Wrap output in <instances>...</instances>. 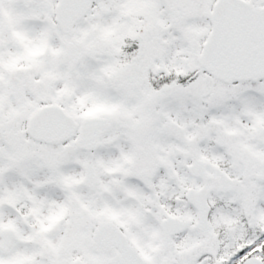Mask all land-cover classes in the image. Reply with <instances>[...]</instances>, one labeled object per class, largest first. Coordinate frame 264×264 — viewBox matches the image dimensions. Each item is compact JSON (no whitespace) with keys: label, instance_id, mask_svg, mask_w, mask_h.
<instances>
[{"label":"snow or ice","instance_id":"6c2138e0","mask_svg":"<svg viewBox=\"0 0 264 264\" xmlns=\"http://www.w3.org/2000/svg\"><path fill=\"white\" fill-rule=\"evenodd\" d=\"M0 264H264V0H0Z\"/></svg>","mask_w":264,"mask_h":264}]
</instances>
